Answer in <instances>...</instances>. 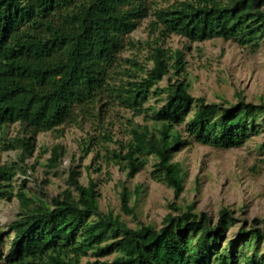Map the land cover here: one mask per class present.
<instances>
[{
	"label": "trees",
	"instance_id": "obj_1",
	"mask_svg": "<svg viewBox=\"0 0 264 264\" xmlns=\"http://www.w3.org/2000/svg\"><path fill=\"white\" fill-rule=\"evenodd\" d=\"M156 1L0 0V134L15 122L32 133L73 123L102 95L141 114L153 87L168 74L169 60L175 58L178 70L185 63L182 51L168 55L157 46L151 57L153 67L144 77L111 84L117 80L112 69L124 37ZM159 1H172L153 12L151 26L163 35L177 34L190 41L222 38L250 48L264 40V0ZM160 92L166 93L165 103L151 112L160 127L133 126L131 138L113 157L118 164L125 162L122 169L131 178L147 156H154L158 160L155 178L171 187L176 196L183 190V182L182 169L173 157L184 143L176 125L184 122V131L196 142L228 148L241 145L257 132L256 121L264 118V103L244 99L228 106L207 103L193 97L184 82ZM30 141L16 138L3 141V147L19 148L23 161L32 150ZM64 154L61 145H54L48 166L56 167ZM17 171L26 174V166L19 162L0 165V199L14 196L12 180ZM70 185L77 197L64 189L51 204L28 197L23 189L15 194L20 212L7 225L13 234L7 253H3L4 232L0 231V264H81L80 257L90 250L96 256L118 253L112 261L93 264H263L259 256L263 232L258 227L241 229L242 244L253 246L250 254L238 253L234 241L220 248L225 229L233 222L228 209L220 211L216 223L189 207L180 215L168 214L160 229L145 224L130 228L99 212L93 179L83 185L78 169H72ZM128 200L124 187L122 210L133 213Z\"/></svg>",
	"mask_w": 264,
	"mask_h": 264
},
{
	"label": "rangeland",
	"instance_id": "obj_2",
	"mask_svg": "<svg viewBox=\"0 0 264 264\" xmlns=\"http://www.w3.org/2000/svg\"><path fill=\"white\" fill-rule=\"evenodd\" d=\"M172 3L156 1L138 26L124 37V47L118 54L112 69L115 74L111 84L120 79L139 80L153 67L152 52L157 46L167 54L177 50L183 52L184 68L175 67V58L169 60L168 74L153 87L144 102V111L135 115L106 95L99 96L87 111H82L73 123H64L54 129L32 133L19 122L8 124L0 136V165L19 162L27 173L17 171L12 180L14 196L10 200L0 199V231L3 253H7L13 234L7 225L20 212V203L15 194L25 190L28 197L39 198L51 204L54 197L69 189L74 197L77 193L70 185L72 169H78L79 181L86 185L89 179L96 183L98 206L101 214H110L127 227L138 228L142 224L160 229L168 214L177 216L189 207L194 213H206L212 223L220 218V211L228 209L233 222L226 229L220 248H227L234 241L238 253L250 254L251 244H242L241 229L258 227L263 232L259 256L264 264V118L256 121L258 131L251 134L236 147L220 148L194 141L184 131V122L176 125L184 143L174 153L173 160L182 169L183 190L176 196L174 190L154 176L158 160L147 156L146 162L133 177L127 176L125 165L115 162L114 151L131 138V128L147 125L152 130L160 123L151 118L152 110L165 103V92L158 93L170 85L184 82L189 93L203 98L207 103L231 105L244 99L254 104L264 103V40L257 47L242 46L232 40L211 38L190 41L177 34H161L153 28L155 8ZM112 74V75H114ZM193 108L187 119L192 115ZM16 138H31L32 150L24 155L19 148H4L3 141ZM65 149L59 164L50 168L48 158L54 145ZM84 149H88L86 154ZM129 193L128 205L133 213L122 210L121 191ZM92 220H97L96 216ZM112 238L108 239V242ZM102 243L101 245H103ZM117 252L96 256L91 250L80 257V263L112 261Z\"/></svg>",
	"mask_w": 264,
	"mask_h": 264
}]
</instances>
